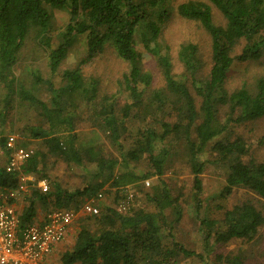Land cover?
Segmentation results:
<instances>
[{"label":"trees","instance_id":"trees-1","mask_svg":"<svg viewBox=\"0 0 264 264\" xmlns=\"http://www.w3.org/2000/svg\"><path fill=\"white\" fill-rule=\"evenodd\" d=\"M209 1L224 15L225 25L214 22L211 6L201 0L182 2L177 11L198 20L210 34V68L204 70L198 45L187 42L178 51L183 71L175 73L170 55L162 53L160 43L163 26L172 13L170 0H0V124L26 105L41 117L37 120L40 123L25 125L22 134L24 143L37 142V149L18 169L0 163V186L16 187L26 173L40 174L53 186L46 191L33 187L21 213L23 223L33 220L39 202L53 201L56 208L69 207L77 195L90 199L106 191L107 183L119 189L162 177L180 142L194 174L197 199L203 190L201 174L208 162L228 165L222 189L225 197L236 188L258 196L257 200L235 203L212 218L199 214L204 250L198 252L177 240L174 225L180 220L181 209L162 181L146 194L152 210L138 207L121 213L105 206L97 214L85 213L75 243L61 255L60 264H174L181 257H197L203 264H244L242 252H217L213 245L236 239L250 241L264 225V160L245 159L250 151L245 138L224 135L231 125L264 118L263 77L250 87L243 85L233 91L226 87L236 62L259 59L264 54V0ZM57 10L68 14V22L60 29L55 23ZM80 38L86 52L76 66L60 69ZM29 41L44 48L48 75L22 62V50ZM107 45L129 65L123 80L129 101L122 106L116 93H101L98 78L82 74V66ZM238 45H243L241 53L234 55ZM143 50L157 56L164 87L153 88V76L142 65ZM21 63L24 69L19 71ZM27 76H32L31 82L37 87L48 86L50 104L27 89ZM139 115H143L144 125L136 124ZM220 115H225V121ZM134 117L131 127L129 122ZM79 118L90 121L95 131L109 138L121 157L105 156L104 139L98 136L87 148L79 145ZM7 139L0 133V147L9 154ZM208 150L214 153V159L204 157ZM49 153L79 164L84 163L86 154V163L94 166L96 181L75 191L66 190L44 171ZM201 205L199 199L198 209ZM81 206L76 202L75 210Z\"/></svg>","mask_w":264,"mask_h":264},{"label":"rangeland","instance_id":"rangeland-1","mask_svg":"<svg viewBox=\"0 0 264 264\" xmlns=\"http://www.w3.org/2000/svg\"><path fill=\"white\" fill-rule=\"evenodd\" d=\"M188 0H170L172 7V13L165 23L162 29L160 37V43L162 45V53H168L170 55L171 62L173 64V70L175 73H181L183 71V65L179 59L178 51L180 45L187 42L196 43L199 47V53L203 62L205 63L204 70L208 72L211 65V37L207 30L198 20L188 19L180 15L177 11V7L180 3ZM208 3L211 6L214 22L220 25L226 24V18L221 11L209 0H201ZM56 27L61 28L68 22V14L66 11H56ZM57 29V30H59ZM54 45L56 44V36H54ZM242 46L238 45L234 51V55L241 53ZM23 59L22 62L30 64V67L38 68L41 70L44 76L48 75V57L42 46L36 45L29 41L22 50ZM86 52L84 39H77L69 50L68 57L61 64L60 69L72 68L77 65L81 57ZM143 60L142 65L144 69L149 70L153 76V88H161L166 85L164 75L159 66L157 56L153 53L142 51ZM21 63L20 67L17 66L19 71L24 69V64ZM129 65L126 61L120 58L113 47L107 45L104 51L98 54L92 61L82 66V74L84 77L93 76L98 78L100 81L101 93H116L119 98V105L122 106L125 102L129 101L127 94L124 92V75L128 72ZM28 72L24 73L26 75ZM26 79L25 85L27 89L32 91L40 99L50 104L52 100V94L46 84H41L37 87L31 81V78ZM264 78V54L259 59L250 60L247 62H236L229 73L226 81V87L229 91H233L237 88L247 85L248 87L254 85L258 78ZM58 76L54 78L55 82H58ZM84 109L85 107L82 106ZM83 115L86 114L82 111ZM89 110L87 115H89ZM144 114L145 111H142ZM146 114V113H145ZM222 114H224L222 112ZM16 115V116H15ZM11 115L8 121H5L3 125L0 124V133L2 135H15L18 138V144L30 147L34 151L38 147L37 142H31L29 144L24 143L23 130L25 125L36 124L38 119H41L40 115L35 109L26 105L23 109L15 114ZM86 115V117H87ZM135 115V113L133 114ZM148 115V114H146ZM140 116V122L136 124L144 125L142 123L143 115ZM225 115H220L221 120L225 121ZM142 118V119H141ZM129 123L132 125L135 122V117L131 119ZM13 122V126L11 125ZM76 132L78 133L77 143L79 145H85V148L91 145V142L97 139H104L103 151L108 156H120L118 148L111 143L109 138H105L100 131H95L90 121H85L83 118L76 120ZM226 136L235 138L241 135L249 144V152L245 155V159L256 158L257 160H264V118L257 119L255 121H248L242 124L231 125L229 131L224 133ZM102 141V140H100ZM96 142V141H95ZM182 143L174 149L176 154L173 155L172 161L168 163V167L165 174L162 177H153L145 181L130 184L128 186L110 187L107 183L106 191H99L102 196L98 193L88 199L84 195H77L74 198V202L69 207L77 213V218L70 229V232L64 240L68 249L72 248L78 231L83 223L82 219L86 217L87 212L83 210V205L86 202L95 200L98 204L100 211L105 209V206L116 208L121 213H127L133 208H144L152 210L153 204L148 201L146 196L147 193L153 191V189L159 186L162 181H165L170 187L172 194L177 198V204L181 209L180 220L175 222L174 233L179 242L184 244L187 248L202 252L204 245L202 242V234L200 233V218L209 216L210 218L222 214V211L231 205L242 202L248 199L257 200L258 196L244 188H236L229 196L222 194L223 186L225 185V176L228 171V165L220 164L219 162H208L205 166L201 177L203 179V190L199 194V199L202 205L198 209V200L194 189V174L191 171L190 164L185 160V156L182 152ZM173 151V150H172ZM210 159H214V153L209 150L204 155ZM8 153L0 147V163L8 165ZM87 155L84 154V163L79 164L75 161H68L62 156L54 153H49L44 171L54 181H58L63 188L68 191H75L84 187L86 184L96 181L93 176L94 166L92 163L87 164ZM31 179L28 180L30 187L39 188L38 180H41L40 174L32 173ZM163 179V180H161ZM50 183V181L48 180ZM49 189H53L51 186ZM27 197L25 199H19L16 201L19 209L24 208L27 204ZM76 202L82 203L81 208L75 210ZM56 206L53 201L48 203L37 204L36 214L39 217H43L48 211L55 209ZM198 209V210H197ZM89 214V213H88ZM169 218H173L174 214L172 211L168 212ZM213 250L217 252H242L245 257L244 264H264V225L256 237L250 241L236 239L223 245H213ZM210 254V257L214 256L215 252ZM49 264H60V257L55 256L51 258ZM174 264H203L202 261L195 257L191 258H179V261Z\"/></svg>","mask_w":264,"mask_h":264},{"label":"built area","instance_id":"built-area-1","mask_svg":"<svg viewBox=\"0 0 264 264\" xmlns=\"http://www.w3.org/2000/svg\"><path fill=\"white\" fill-rule=\"evenodd\" d=\"M7 147L10 169L20 168L34 154V149L18 144L15 135L8 136ZM31 174H23L16 187L0 186V264H49L55 245L68 236L77 218L75 211L61 207L23 223V208L19 209L16 201L25 199L32 192L28 185ZM38 185L43 191L50 187L45 178L38 180ZM83 210L89 214L100 212L94 199L86 202Z\"/></svg>","mask_w":264,"mask_h":264},{"label":"crops","instance_id":"crops-1","mask_svg":"<svg viewBox=\"0 0 264 264\" xmlns=\"http://www.w3.org/2000/svg\"><path fill=\"white\" fill-rule=\"evenodd\" d=\"M34 218L35 219H39V218H41V217H39L38 216V214H36L35 216H34ZM66 239V238H65ZM64 239V240H65ZM61 241V242H59V243H57L56 245H55V247H54V249H53V252H52V254H51V256H50V259L52 258H55V256L57 255V256H59L60 258H61V255L66 251V250H68V246L66 245V243H64L65 241ZM50 259H49V262H50Z\"/></svg>","mask_w":264,"mask_h":264}]
</instances>
